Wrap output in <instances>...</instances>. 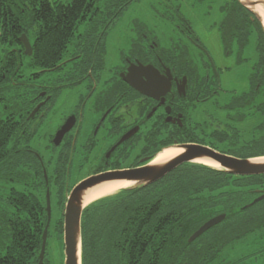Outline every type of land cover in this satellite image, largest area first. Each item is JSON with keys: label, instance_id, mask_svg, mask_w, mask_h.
<instances>
[{"label": "flooded vegetation", "instance_id": "obj_1", "mask_svg": "<svg viewBox=\"0 0 264 264\" xmlns=\"http://www.w3.org/2000/svg\"><path fill=\"white\" fill-rule=\"evenodd\" d=\"M119 5V0L100 3L85 0L70 26L67 43L60 47L58 62L50 68L31 64L29 74L23 75V59L33 58V40L40 34L38 22L32 26L36 37L32 34L30 39L24 34V8L26 12L33 10L42 14L47 6L56 22L57 7L66 10L71 1L34 0L30 5L0 1V40L8 39L3 45L0 42V132L3 133L0 145V264L11 262L7 259L10 244L4 224L10 226L12 218L23 225L17 228L21 233L20 242L16 243L17 251L10 259L15 264H55L54 259L52 263L49 261L47 245L55 215L58 216L53 230L63 242L64 264V213L72 188L88 177L117 172L124 162L127 165L122 169L140 168L146 165V159L168 146L201 144L190 139L198 136L201 130L206 132V127L196 119L199 112L203 114L199 109L204 105L211 106L225 95L228 101L217 106L223 112L242 111V120L246 110L250 115H256V111L261 114L257 105L263 100L259 93L262 82H250L247 91H242L238 97L233 96L236 91L222 89L220 75L225 71L216 68L182 15H176L169 23L177 37L165 44L147 19L128 21V28L119 32ZM221 12L224 18L220 32L225 56L233 58L236 65L254 59L248 69L261 75L264 35L260 23L236 0H226ZM22 35L29 41L30 56L25 54L20 42ZM250 46L253 51L248 57L245 54ZM191 47L198 52L197 61L191 57ZM7 100L14 112L8 110ZM208 120L211 126L215 125L213 131L223 132L236 121L227 117L221 123L214 115ZM65 126L66 131L56 143L57 134ZM6 135L10 138L5 139ZM79 176L80 179L72 184V178L75 180ZM23 178L32 182L35 191L43 189V194L17 189L18 179L22 183ZM259 181H264V176ZM252 191L255 195L242 207L246 210L240 221L243 233L259 234L258 242L243 243V248L254 249L246 263L264 264V223L257 224L260 219L264 220V198L252 204L264 194V182ZM25 232L28 234L24 235ZM25 237L28 240L23 241ZM206 238L205 233L202 234L197 239L199 242L193 245L191 263L213 260L201 254L208 246ZM224 261V264L234 263V260Z\"/></svg>", "mask_w": 264, "mask_h": 264}, {"label": "trees", "instance_id": "obj_2", "mask_svg": "<svg viewBox=\"0 0 264 264\" xmlns=\"http://www.w3.org/2000/svg\"><path fill=\"white\" fill-rule=\"evenodd\" d=\"M6 1L29 5L34 2ZM67 1H71V6H67L66 10L57 7L56 22L48 13L47 6L42 14L33 10L26 12V7L24 8V27L27 31L24 30V34L30 39L32 34L36 37L32 26L35 22L40 23V34L33 40L34 56L28 58L29 64L50 68L58 62L60 47L67 43L70 26L85 0ZM126 1L119 0L122 3L119 5V16L127 7L124 3ZM7 41L8 39L0 40L2 44ZM255 81L262 82L264 87V66L261 75L259 72H250L249 83ZM263 87L259 91L263 100L257 105V108H261V114L256 111L257 123L247 132L250 134L249 139L244 138L245 130L230 125L231 128L225 132L221 130L207 134L201 130L190 141L238 158L264 157ZM6 104L8 110L14 112L10 108V100ZM232 112H236L238 117L234 119L235 123L244 121L237 109H232ZM6 137L10 138V135H6L5 139ZM2 140L3 133L0 132V145ZM262 178L263 176H232L201 164L188 163L154 184L123 189L94 201L84 209L81 217V264H195L191 263L190 256L193 245L199 241L188 243L187 239L205 221L225 213L226 218L222 223L205 232L208 248L204 247L201 254L202 257L211 256L213 260L211 263H197L224 264L223 260L220 261L223 258L222 252L229 248L232 250L250 232L243 233L241 228V215L246 210L242 207L255 195L252 189L259 188V184L264 182L259 181ZM29 188L28 193H31L33 187ZM16 222L12 218L10 226L4 224L6 240L10 244L7 246V259L11 261L9 264H15L10 256H15L16 243L20 242L21 235L17 228L23 225ZM262 223V219L257 222ZM40 237L41 232L39 243ZM25 240L28 239L25 237L23 241Z\"/></svg>", "mask_w": 264, "mask_h": 264}, {"label": "rangeland", "instance_id": "obj_3", "mask_svg": "<svg viewBox=\"0 0 264 264\" xmlns=\"http://www.w3.org/2000/svg\"><path fill=\"white\" fill-rule=\"evenodd\" d=\"M56 1L57 3H62V1L67 0H52ZM96 3L100 2H107L108 0H94ZM125 11L120 13L119 19V32L123 31V29H127L128 26L126 22L131 21L133 19H147L153 28L155 34H157L161 40H165V44H169L170 40L175 39L177 36L173 35V29L170 26V22L176 15H182L190 24L193 29L194 35L197 41L201 44L202 48H204L209 54L214 62L216 68L221 70L222 75H220V82L222 89L228 91H236L233 96L238 97V95L242 91H247V87L249 84V64L252 60H248L246 63H242L240 65H236L234 63L233 58H229L225 56L223 41L221 38L220 26L223 23L224 15L221 12V8L226 3V0H127L126 2ZM122 4V3H120ZM176 11V12H175ZM123 24V26H121ZM2 44V43H1ZM3 45V44H2ZM0 45V49H1ZM253 46H250L246 49L245 56L249 57V53H252ZM191 57L197 61L198 52L194 48H190ZM28 57L23 59V63L25 68L23 70V75H28L31 71V63L29 64ZM228 69V70H227ZM264 92V87L262 89V93ZM228 101L227 96L223 95L220 96L211 106L204 105L199 110L203 111L199 112L198 117L196 118L201 126L206 127V133L209 134L215 129V125L211 126L209 118L211 115L218 117L220 122L222 123L226 118L231 117V119H238L235 115L236 112H228L227 110H223L217 108V106H221ZM242 114V112H239ZM244 121L237 123H230L231 126H238V128L245 130V139L250 138V134L247 133L251 127L256 125L257 117L255 114H248L247 110L245 111ZM230 116H227V115ZM48 129H46V133ZM40 140H42L40 138ZM43 144V141L40 142ZM40 145L39 147H41ZM127 165V162H124L118 166L117 172L127 171L122 169ZM16 171V169H14ZM115 172V171H113ZM73 177V176H72ZM81 176L74 178L75 180H71L73 184L75 181L79 180ZM32 182L29 179L23 178L22 183H20V179L17 182V189H20L24 193H28L30 190V186ZM38 193L43 194V189H38L35 191L34 189L31 193ZM35 193V194H36ZM42 202V200H40ZM57 216H51V224H50V235L47 241V245L49 248V261L52 263L54 259L56 262L55 264H63V242L61 243V239H58L56 236V230H53L54 222L57 220ZM258 233H255L253 236L248 235L247 237L243 238V240L239 241L235 247L230 250L227 249L222 252V256L220 261L223 259L227 260H234L233 264L246 263L248 257H251L254 249L244 250L243 243L251 244L258 242ZM51 257V258H50ZM54 262V261H53ZM225 262V261H224ZM53 264V263H52Z\"/></svg>", "mask_w": 264, "mask_h": 264}, {"label": "water", "instance_id": "obj_4", "mask_svg": "<svg viewBox=\"0 0 264 264\" xmlns=\"http://www.w3.org/2000/svg\"><path fill=\"white\" fill-rule=\"evenodd\" d=\"M241 7H243L247 12L252 14V16L260 23L262 28V33L264 35V24L262 22L261 15H264V0H236ZM20 42L23 43L25 48V54L31 55V47L29 41L25 35H22ZM129 79H126V81ZM66 126L60 131L55 142L61 137L64 131H66ZM129 133L124 136L120 143L128 139L132 134ZM177 148L181 150V153L170 158L168 161L159 164H152V161L156 157V154L151 159H146V165L122 172L106 173L101 175H96L88 177L77 185H75L69 195L65 206L64 213V225H63V241H64V264H81V217L84 209L88 205H84L83 198L86 192L102 186L107 183L126 181L131 185L127 187L128 189H136L140 187H146L154 184L169 173L180 167L181 165L193 163L200 164L199 160H208L214 162L218 166V170L225 172L226 174L239 177L248 176H258L264 175V162H258L256 160L262 159L264 157L256 158H238L231 155H227L218 152L208 146L200 144H185V145H172L165 149ZM162 150V151H163ZM205 166V165H204ZM210 168V167H209ZM264 198V194L258 199H255L252 204L257 203ZM46 202H47V219H50V204H49V193L46 192ZM225 214H220L215 217L210 218L205 223H203L196 231H194L190 237L187 239L188 243L193 242L199 236L204 234L206 231L212 227L218 225L225 219ZM47 228L43 232L42 236V248L41 256L45 247ZM40 256V257H41Z\"/></svg>", "mask_w": 264, "mask_h": 264}, {"label": "bare ground", "instance_id": "obj_5", "mask_svg": "<svg viewBox=\"0 0 264 264\" xmlns=\"http://www.w3.org/2000/svg\"><path fill=\"white\" fill-rule=\"evenodd\" d=\"M262 22L264 24V15H261ZM181 153L180 149L177 148H169L165 149L163 151H160L154 160L152 161V164H159L164 163L168 161L170 158L174 157L175 155H178ZM258 162H264V158L256 160ZM199 163L202 165H205L207 167L217 169L218 166L216 163L208 161V160H199ZM131 184L126 181H118V182H112L107 183L102 186H99L97 188H94L84 195L83 203L84 205H89L90 203L97 201L99 199L105 198L107 196H110L114 193L119 192L121 189H125L129 187Z\"/></svg>", "mask_w": 264, "mask_h": 264}]
</instances>
